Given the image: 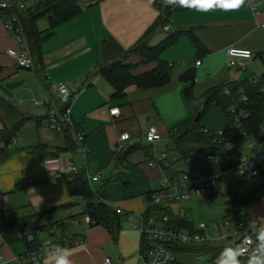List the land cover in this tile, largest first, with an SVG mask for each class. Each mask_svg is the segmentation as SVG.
Segmentation results:
<instances>
[{
    "label": "crops",
    "instance_id": "1",
    "mask_svg": "<svg viewBox=\"0 0 264 264\" xmlns=\"http://www.w3.org/2000/svg\"><path fill=\"white\" fill-rule=\"evenodd\" d=\"M228 3L230 0H224L225 5ZM76 5V14L56 25L42 42V67L15 66L21 42L8 35L0 22V212L10 219L28 216L36 239L42 228L53 229L62 222H71L78 213L82 221L87 201L70 194V177L55 174L54 163L69 160L80 175L90 176L99 170L98 179L87 181L94 200L106 203L115 212L119 207L129 208L119 215L120 227L114 237L100 225L82 222L77 230L46 241L42 247L67 242L64 247L72 250L73 264H104V258L110 264H136L138 234L134 225L150 206L149 192L158 188L160 176L167 171L146 164L151 151L164 148L169 128L193 115L198 106L194 101L196 89L201 90L202 97L229 77L223 70L227 46L250 49L254 56L245 61L244 69L248 66L257 70L254 63L261 62L264 27L256 25L246 0L236 10H226L216 0H212L209 10H202L201 3L181 7L169 6L165 0H76ZM165 5L168 12L164 25H169L171 31L190 30L202 45L200 54L188 36L180 34L159 54L161 60L174 63L166 83L151 87L129 85L121 100H111L112 88L98 73V67L120 59L131 65L132 74L153 68L155 61L145 62L130 50ZM263 17L261 14L258 20ZM37 27H47L44 17L37 20ZM162 27L148 37L147 45L157 44L169 32ZM217 60L221 62L219 66ZM187 70L193 72L191 84L179 79ZM262 71L263 66L260 74ZM234 74L237 83L244 80L237 72ZM57 83L69 90L73 126L60 131L46 126L47 111L41 104H32L46 100L57 104ZM187 86L191 87L188 99L183 90ZM113 108L116 111L112 114L109 111ZM150 126L160 134L159 141H144ZM75 130L83 132L81 145L74 139ZM122 132L129 137L118 141ZM7 134L9 140L5 141ZM129 145L137 147L117 160L120 150ZM261 197L264 195L256 200ZM253 202L241 210L244 219ZM179 208L178 202L170 205L171 218L182 216ZM235 239L232 236L226 240L233 245ZM0 242L8 247L1 237ZM22 245L10 259L29 252ZM219 246L221 249L226 245L222 242ZM43 258L42 253L38 264H43Z\"/></svg>",
    "mask_w": 264,
    "mask_h": 264
},
{
    "label": "trees",
    "instance_id": "2",
    "mask_svg": "<svg viewBox=\"0 0 264 264\" xmlns=\"http://www.w3.org/2000/svg\"><path fill=\"white\" fill-rule=\"evenodd\" d=\"M77 10L76 0H40L32 6L31 10L17 13L18 20L24 33L26 48L32 58L33 66L42 67V42L51 34L56 25L75 15ZM167 12L168 6L165 5L161 9L156 20L149 25L141 38L130 50V52H137L145 62L155 61L156 65L153 68L139 74H132L130 73L131 65L120 59L98 67V73L105 78L112 88V93L110 94L111 100H121L124 96L126 87L129 85H134L136 87H151L166 83L168 81L171 66H168L167 62L161 60L159 54L173 43L180 34H186L194 45L197 55L200 54L202 49L201 43L190 30L185 29L169 31L157 44L151 46L146 45L148 37L152 36L157 29L165 24ZM41 17H44L47 21V27L42 30L37 27V20ZM143 42H145V45H142ZM179 79L182 82L191 84L193 72L187 70L179 76ZM257 79V83H251L249 79H244L238 83L233 81L234 85L229 88L228 93L223 92V87L226 86L225 82L209 88V90L204 93L202 101L195 108V111H200L198 120L193 121L194 111L193 115L180 120L169 128L164 145L174 152L175 155H172L175 156L174 164L178 162V160H181L185 165L183 171L178 167L180 171L176 172L174 170L173 173L178 175L184 172L190 180L196 181L202 177L216 174L228 165L230 156L225 149L226 142L233 137L236 138L239 132L242 131L247 134H253L258 125L264 120V91L260 90V84L264 81V66L262 73L257 76ZM238 88L246 95L244 101L238 98L241 94ZM183 90L185 97L187 99L190 98L191 87L187 86ZM211 103L218 106L228 119L232 118L229 110L231 107L234 108L236 112L240 109L243 110L245 116L231 123L227 128L220 130L221 134L217 135V131L203 129L199 125L201 116ZM65 127L70 128L69 126H64V128ZM9 135L10 134L4 136L5 141L9 140ZM136 147V145H129L122 148L117 160L124 159L125 156ZM160 151H163L167 157H170L166 154L164 148L160 149L158 152ZM1 153L3 154V151H1ZM152 153L153 151H151V154ZM151 154L148 158L151 157ZM209 154L212 156V159L206 158V155ZM116 156L117 155H115V158ZM173 165H171V168ZM69 177L70 194L80 195L87 201V210L85 212H87L91 218L89 225H100L110 233L111 237H114L120 227L119 214L106 203L94 200L95 194L89 188L87 179L83 174L80 175L77 173ZM219 184L220 182L216 180V189L219 187ZM210 190H212V188H210ZM210 190L203 194H208ZM229 195L232 198V202L239 208L226 209L221 218H228L236 223L242 216L240 207L264 195V182L257 187H251L242 194H238L234 190L230 192ZM164 209L165 208L162 207L153 208L150 205L144 216L151 212L153 213L154 210H156L155 212L157 213ZM29 222L28 216L10 219L5 212H0V237L3 243L9 245L21 239L28 251H33L43 246L35 238L34 230L29 226ZM167 223L185 228L189 232L195 231V225L185 216L176 218L169 217ZM28 234L31 235L30 240L27 239ZM61 243L62 242H58L56 244L62 245ZM220 251L219 245L209 243L178 245L174 247L176 260L173 264H188V261H185L184 258L186 255H188V258L189 256L195 258L196 256L203 255L206 257L208 264H214L215 258ZM179 257H182V260H180Z\"/></svg>",
    "mask_w": 264,
    "mask_h": 264
},
{
    "label": "built area",
    "instance_id": "3",
    "mask_svg": "<svg viewBox=\"0 0 264 264\" xmlns=\"http://www.w3.org/2000/svg\"><path fill=\"white\" fill-rule=\"evenodd\" d=\"M40 0H0V22L8 35H11L21 42V49L14 58V64L17 67H32V58L26 48L24 33L17 13L31 10L32 6ZM251 14L257 26L264 27V17L258 20L261 14H264V0H246ZM171 31L169 25L162 27ZM246 53V55H245ZM254 53L243 47L229 45L225 48L226 68L242 69L245 61L251 59ZM259 58L264 66V50L260 52ZM199 61H195L198 64ZM168 66H173V62H168ZM251 83H257V77L249 79ZM56 98L57 104L51 101H34L33 105L41 104L47 111L44 121L48 128L60 131L64 126L72 128V121L69 113V105L71 97L68 88L63 83H57ZM260 90L264 91V81L260 84ZM241 92V89L238 88ZM223 92L228 93L229 88L223 87ZM240 99L245 100V93L241 92ZM64 106V108H63ZM235 122L245 116L243 110L235 111L234 108L229 109ZM116 108L110 109V113H115ZM217 135L221 131L216 132ZM83 132L74 131V139L78 145L83 140ZM118 141H125L129 135L122 132L118 136ZM160 134L153 128L148 127L144 134V141L153 143L160 140ZM225 149L229 153V163L220 172L205 176L199 180L192 181L182 172L179 176L175 173L167 176L162 174L159 178L158 188L149 194L150 205L153 208H165L161 212H151L146 216H140L138 222L134 225V229L138 234V241L134 252L136 264H173L176 260L174 247L182 244H201L209 243L219 245L224 240L236 236L235 243H239L245 233L249 235L251 232L244 231L241 226L243 224V216L234 223L228 218H221L209 226L199 222L195 224V231L189 232L185 228L168 224L169 207L171 204L181 199H186L190 194H203L216 187V180L220 182L224 177L233 176L237 183L241 186L255 187L264 182V120L258 125L253 134L239 132L236 138H232L225 144ZM207 159L212 156L206 155ZM175 162V156L167 157L163 151L152 153L147 159V165L150 167H159L162 170L171 168ZM54 173L59 175H75L78 172L75 166L69 160L61 159L54 163ZM175 171L180 169L176 166ZM87 181H95L99 177V170H94L90 176L84 175ZM82 220L88 224L91 222L90 215L84 212ZM76 222V219L73 220ZM254 238V237H253ZM62 243V245H66ZM61 245V246H62ZM224 247V246H223ZM222 247V248H223ZM25 252L15 255L10 259V264H38L41 257L42 249ZM221 248V249H222ZM200 256H196L195 259ZM243 258V257H242ZM246 259V258H245ZM0 264H4L3 262ZM104 264H110L108 258H104Z\"/></svg>",
    "mask_w": 264,
    "mask_h": 264
},
{
    "label": "rangeland",
    "instance_id": "4",
    "mask_svg": "<svg viewBox=\"0 0 264 264\" xmlns=\"http://www.w3.org/2000/svg\"><path fill=\"white\" fill-rule=\"evenodd\" d=\"M142 45H145V42H143ZM216 64L219 66L221 62L217 60ZM254 64H255L254 66L257 67L256 71L248 66L245 69L243 68L240 70L234 68L228 69L226 68L223 61V68H224L223 70L225 71L226 74L227 72L229 74V77H226V79L224 80L226 86L228 88H231L234 85L233 81H235L236 78L234 77L235 75L234 72H237V75L240 78H242L241 80L245 78L251 79L252 77H257V75L260 74L263 65L259 60L256 61V63ZM200 91L198 89H196L195 91L194 101H196V103L198 102V104L202 101L203 98V96L201 97L202 92ZM238 98H240V95L238 96ZM234 122H235L234 117L228 119L227 117H225L224 113L220 110L218 106L211 103L207 107L205 113L201 116L199 120V125L210 131H220L221 129L227 128L228 126L231 125V123ZM164 149L168 156L175 155L174 152L170 150V148L164 147ZM176 166L179 167L182 171L185 169L184 163L181 160H178V162H176L170 170H167L165 172V175L169 176L173 174ZM179 175L180 174H178L177 176ZM248 189H250V186H241L239 183L236 182L233 176L224 177L223 179L220 180L219 187L217 189L213 188L212 190H210L208 194H190L188 198L180 200L178 202V205L180 206L179 213L180 215L187 217L192 222L193 225L202 222L209 226L210 224L219 221L226 209H231L235 207L239 208L232 202V198L229 195L230 192L235 190L238 194H242L246 192ZM244 206L245 205H243V207ZM243 207H240V209L243 210L244 209ZM253 207L255 211H253ZM128 209L124 208L123 206V207H119L118 209L116 208V211L120 215L122 211L126 212L128 211ZM79 214L80 213L74 216L76 222L65 221L53 229L49 228V226L42 228L41 230H39L37 234V239L40 241L41 244H43L46 241H51L52 239L58 238L60 235L62 236L67 233H71L74 230H77L78 228L81 227L82 222H85L83 220L82 221L80 220ZM143 214L144 212L140 213V216H143ZM262 216H264V197H261L255 202H253L251 204V207L247 209V214L245 215V217L247 218L243 220V224L241 228L244 231L250 232L249 225L252 222L251 219L253 217H262ZM227 242H228L227 240H224L223 244L225 243L226 246H230L229 243ZM1 243L2 242H0V262L1 263L3 262L4 264H10V255H14L13 253H19V251H21L23 247L22 245L23 243L19 239L9 244L8 247L4 246ZM2 248L4 252H2ZM184 258L185 261H188L187 262L188 264H208V262L206 261V257L203 255H201L197 259L193 258L192 256H189L188 258V255H186V257ZM179 259L182 260V257H179ZM241 259L242 261L245 260V258L244 259L241 258Z\"/></svg>",
    "mask_w": 264,
    "mask_h": 264
},
{
    "label": "clouds",
    "instance_id": "5",
    "mask_svg": "<svg viewBox=\"0 0 264 264\" xmlns=\"http://www.w3.org/2000/svg\"><path fill=\"white\" fill-rule=\"evenodd\" d=\"M169 6L177 4L181 7L194 0H165ZM245 0H230L224 4V0H216L218 6L226 10H236L244 4ZM199 3V2H196ZM209 5L202 10H209ZM249 225L251 234L245 233L239 243L225 246L215 258L214 264H264V216L253 217ZM254 237V238H253ZM43 264H73L70 258L73 252L70 248L59 244H47L42 249ZM246 258L242 261L241 258Z\"/></svg>",
    "mask_w": 264,
    "mask_h": 264
},
{
    "label": "water",
    "instance_id": "6",
    "mask_svg": "<svg viewBox=\"0 0 264 264\" xmlns=\"http://www.w3.org/2000/svg\"><path fill=\"white\" fill-rule=\"evenodd\" d=\"M63 108H64V106H63ZM199 116H200V111H199V110L195 111V114H194V116H193V121H197L198 118H199ZM27 239H28V240L31 239V235H30V234L27 235Z\"/></svg>",
    "mask_w": 264,
    "mask_h": 264
},
{
    "label": "snow or ice",
    "instance_id": "7",
    "mask_svg": "<svg viewBox=\"0 0 264 264\" xmlns=\"http://www.w3.org/2000/svg\"><path fill=\"white\" fill-rule=\"evenodd\" d=\"M194 2H199L202 4V6H207L208 4H210L212 2V0H194ZM246 55V53H245Z\"/></svg>",
    "mask_w": 264,
    "mask_h": 264
}]
</instances>
